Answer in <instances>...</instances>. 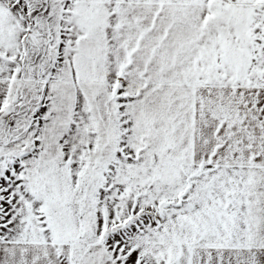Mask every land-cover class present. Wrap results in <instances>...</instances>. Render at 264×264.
Instances as JSON below:
<instances>
[{"label": "snow or ice", "instance_id": "6c2138e0", "mask_svg": "<svg viewBox=\"0 0 264 264\" xmlns=\"http://www.w3.org/2000/svg\"><path fill=\"white\" fill-rule=\"evenodd\" d=\"M0 264H264V0H0Z\"/></svg>", "mask_w": 264, "mask_h": 264}]
</instances>
